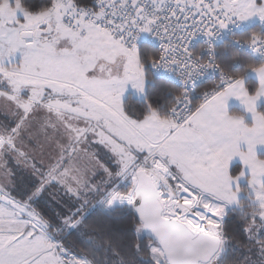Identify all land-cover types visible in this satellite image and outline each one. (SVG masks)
Instances as JSON below:
<instances>
[{"label":"rangeland","instance_id":"rangeland-1","mask_svg":"<svg viewBox=\"0 0 264 264\" xmlns=\"http://www.w3.org/2000/svg\"><path fill=\"white\" fill-rule=\"evenodd\" d=\"M237 6L240 10V0ZM49 10L29 13L18 0L0 4V264H88L65 250L36 211L24 205H32L58 183L83 202L100 197L99 204L109 207L115 195L128 192L123 182L144 161L141 148L148 149L128 125L112 120L117 117L110 111L128 94L141 95L145 78L139 56L98 28L82 38L58 16L53 36L36 40L34 32ZM9 52L13 57L7 59ZM111 120L133 135L122 140L123 147L112 136L107 139ZM181 138L177 133L166 146L153 147L160 150L157 156L170 155L166 166L155 157L153 166L147 159L145 164L163 174L170 171L174 178L169 181L180 179L197 196V180L183 165L193 169L206 164L192 159V148ZM252 189L264 210V191ZM199 203L198 209L207 212L203 232L212 233L230 204L221 209L217 203ZM70 220H61V225H72ZM214 233L220 236L219 227ZM152 257L159 264L167 262L159 246L152 248Z\"/></svg>","mask_w":264,"mask_h":264},{"label":"built area","instance_id":"built-area-1","mask_svg":"<svg viewBox=\"0 0 264 264\" xmlns=\"http://www.w3.org/2000/svg\"><path fill=\"white\" fill-rule=\"evenodd\" d=\"M52 1L44 23L52 24L58 16L66 28L82 38L89 35L90 29L98 28L131 54L139 55L143 45L158 52L151 66L153 75L182 91L168 114L173 132L188 126L201 107L256 68L235 61L233 70H243L244 74L227 72L220 53L234 50L249 56L255 65L264 64V14L246 21L237 0H92L86 5L77 0ZM145 161L138 164L127 183L123 182L124 192L131 189L136 171L143 169L154 183L155 176H161L170 187L188 193L172 185L161 171L147 167ZM128 192L115 197L132 202ZM190 196L199 207V198ZM217 219L220 230L224 218ZM59 264H65V260Z\"/></svg>","mask_w":264,"mask_h":264},{"label":"trees","instance_id":"trees-1","mask_svg":"<svg viewBox=\"0 0 264 264\" xmlns=\"http://www.w3.org/2000/svg\"><path fill=\"white\" fill-rule=\"evenodd\" d=\"M18 1L29 13L46 11L53 5L52 0ZM77 1L81 5L92 2ZM138 56L146 81L145 99L128 96L124 102L125 115L142 120L153 111L167 119L182 91L171 82L153 75L151 66L158 57L154 48L143 45ZM219 58L227 72L237 75L244 74V71L233 70L235 61L243 62L247 67L263 65H255L249 56L234 50L228 54L220 53ZM260 112L264 116V104ZM237 171L238 166H235L233 172ZM34 189L35 184H32L31 190ZM241 189L244 196L238 204L224 207L223 226L219 230L222 249L210 264H264V210L248 183L243 184ZM99 200L100 197H96L88 203L83 202L82 198L72 195L61 184L54 183L32 205L27 206L33 208L44 225L62 241L65 250L88 264H159L152 257V248L158 245L146 237L143 224L135 212L128 207L113 210L110 206L99 204ZM68 218H72L69 222L73 226L66 225L65 228L61 220ZM74 223L78 224L74 226ZM218 225L219 222L214 225L212 233Z\"/></svg>","mask_w":264,"mask_h":264},{"label":"crops","instance_id":"crops-1","mask_svg":"<svg viewBox=\"0 0 264 264\" xmlns=\"http://www.w3.org/2000/svg\"><path fill=\"white\" fill-rule=\"evenodd\" d=\"M240 6L241 15L246 21H251L257 14H264V0H248L246 3L245 0H240ZM4 22L6 21L3 20L2 23ZM12 57L13 55L9 52L5 58ZM145 84L146 81L140 96L130 95L144 100ZM127 97L115 108L110 109L117 117L111 116L112 120L119 119L128 125L146 142L148 149L147 147L146 149L141 148L132 138L131 132L125 127H119L112 120L110 122L112 127L110 130L106 129L108 140L109 136H112L116 142H119L118 145L123 147L124 141L122 140L132 136L134 144L140 147L145 154L143 160L147 159V162L153 166L152 162L155 159L161 163L159 160L162 158L166 166L170 155L163 153L157 156L160 150L156 148L163 143L166 146L168 138L181 133L180 140L186 141L187 145L192 148L190 151L192 159L200 163L203 160L206 164V166L201 164L199 168L193 166V169L186 164L183 165L187 172L191 173L189 177L197 180L194 191L197 190L198 195L193 196L199 198L201 203H217L221 209H223L221 207L223 204L238 203L244 196L241 186L246 183L249 184L251 192L254 187L263 193L264 116L260 112V107L264 104V64L256 67L235 86L206 103L198 110L190 124L177 132H173V126L168 118H161L153 111L142 120L128 118L124 112V102ZM153 123H157V126ZM101 133L104 134V132ZM154 146L157 147L153 149ZM169 151L166 148L165 152ZM171 156H173L172 153ZM235 166H238L236 173L233 172ZM164 175L168 180L169 177L174 178L170 171L169 174L166 172ZM177 180L169 182L191 193V189H186L183 187L184 183L180 179ZM4 197L8 200V196ZM10 198V202L18 204L13 197ZM18 205L20 206L21 203ZM24 206L25 209H30L27 205ZM33 213L36 215L35 212ZM32 242L37 243L34 239Z\"/></svg>","mask_w":264,"mask_h":264},{"label":"water","instance_id":"water-1","mask_svg":"<svg viewBox=\"0 0 264 264\" xmlns=\"http://www.w3.org/2000/svg\"><path fill=\"white\" fill-rule=\"evenodd\" d=\"M54 30L51 23H41L34 38H51ZM128 195L133 197L132 202L114 197L110 208L130 207L143 224L146 237L162 249L168 264H210L220 253V236L196 231L185 222L164 216L157 186L145 170L136 171Z\"/></svg>","mask_w":264,"mask_h":264},{"label":"bare ground","instance_id":"bare-ground-1","mask_svg":"<svg viewBox=\"0 0 264 264\" xmlns=\"http://www.w3.org/2000/svg\"><path fill=\"white\" fill-rule=\"evenodd\" d=\"M155 184L159 188L160 202L167 218L178 219L196 231H204L207 212L198 209L197 200L190 196L191 193L179 192L170 187L164 178L157 175L155 176ZM209 234L216 235L215 233Z\"/></svg>","mask_w":264,"mask_h":264}]
</instances>
